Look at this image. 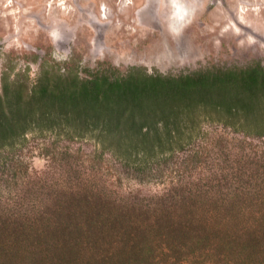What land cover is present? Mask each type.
<instances>
[{
  "label": "rangeland",
  "instance_id": "374dc122",
  "mask_svg": "<svg viewBox=\"0 0 264 264\" xmlns=\"http://www.w3.org/2000/svg\"><path fill=\"white\" fill-rule=\"evenodd\" d=\"M42 58L118 74L264 63V0H0V85L6 66L36 79ZM205 132L143 172L30 137L0 171V264H173L169 245L183 264H233L264 217V137Z\"/></svg>",
  "mask_w": 264,
  "mask_h": 264
},
{
  "label": "trees",
  "instance_id": "16d2710c",
  "mask_svg": "<svg viewBox=\"0 0 264 264\" xmlns=\"http://www.w3.org/2000/svg\"><path fill=\"white\" fill-rule=\"evenodd\" d=\"M29 71L11 66L2 71L0 171L17 163L30 137L54 144L89 142L101 155L110 154L137 172L192 148L207 126L264 137L261 61L180 75L151 74L139 67L125 74L111 69H85L83 74L42 58L36 79ZM251 228L233 264H264V217L255 218ZM164 247L169 261L183 264L170 245ZM152 252L150 248L146 254L153 258Z\"/></svg>",
  "mask_w": 264,
  "mask_h": 264
},
{
  "label": "bare ground",
  "instance_id": "6f19581e",
  "mask_svg": "<svg viewBox=\"0 0 264 264\" xmlns=\"http://www.w3.org/2000/svg\"><path fill=\"white\" fill-rule=\"evenodd\" d=\"M230 32H231V31H230ZM230 32H229V33H230ZM227 34H228V33H227Z\"/></svg>",
  "mask_w": 264,
  "mask_h": 264
}]
</instances>
